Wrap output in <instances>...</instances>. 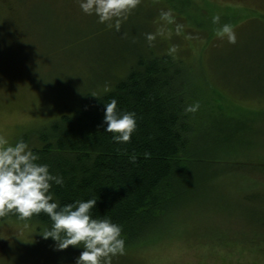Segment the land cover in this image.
Listing matches in <instances>:
<instances>
[{
	"label": "rangeland",
	"instance_id": "374dc122",
	"mask_svg": "<svg viewBox=\"0 0 264 264\" xmlns=\"http://www.w3.org/2000/svg\"><path fill=\"white\" fill-rule=\"evenodd\" d=\"M213 14L220 16L215 25ZM224 22L234 26L236 43L216 35ZM263 30L264 0H137L118 30L82 12L77 0H0V134L15 143L101 93L145 51L152 32L172 55L181 53L207 100L194 128L205 129L196 139L202 149L215 141L202 158L212 176L201 199L163 220L164 232L111 264H264V226L242 216L244 192L264 189V96L245 93L264 85L245 80L243 67L247 52L256 60L263 50ZM237 82L247 89L237 91ZM0 249V264H75L82 250L56 249L34 225L16 220L0 221Z\"/></svg>",
	"mask_w": 264,
	"mask_h": 264
},
{
	"label": "trees",
	"instance_id": "16d2710c",
	"mask_svg": "<svg viewBox=\"0 0 264 264\" xmlns=\"http://www.w3.org/2000/svg\"><path fill=\"white\" fill-rule=\"evenodd\" d=\"M262 33L263 50L256 60L254 53L247 52L243 67L245 80L256 78L250 83L264 85V30ZM154 37L146 41L144 52L134 55L122 77L103 84L101 93L64 108L56 118L21 136L38 155V162L47 163L49 171L63 178V185L53 183V198L59 204L97 198L91 214L108 216L121 225L124 251L164 232L163 220L180 205L201 199L212 176L202 158L211 155L213 147L208 144L215 141H207L202 149L196 139L205 129L194 128L207 100L200 96L181 53L172 55L165 42L158 43ZM253 69L258 70L256 75L250 73ZM237 84V91L247 89ZM254 90L264 96V86L257 84L245 93L254 95ZM112 98L117 108L136 117V127L126 142L114 141L112 133L104 131V103ZM195 101L199 102L197 110L185 111ZM242 199V216L264 226V189H248ZM3 220L28 222L40 232L51 224L42 211L19 218L10 210L0 216Z\"/></svg>",
	"mask_w": 264,
	"mask_h": 264
},
{
	"label": "clouds",
	"instance_id": "9594fccd",
	"mask_svg": "<svg viewBox=\"0 0 264 264\" xmlns=\"http://www.w3.org/2000/svg\"><path fill=\"white\" fill-rule=\"evenodd\" d=\"M77 3L82 12L94 13L98 22H111L118 30L120 17L134 7L137 0H77ZM162 15L168 16V12ZM219 20L218 14L212 15L214 25ZM215 32L228 43L237 41L234 26L229 22L220 24ZM145 35L148 41L153 39L152 33ZM198 106L199 102L195 101L186 105L185 111L194 112ZM103 121L106 122L104 131L111 132L117 142L128 141L136 127L135 114L117 108L115 98L104 103ZM38 161V155L23 139L12 143L0 134V216L14 210L19 218H26L42 211L51 221L41 232L44 238L51 237L56 249L69 245L82 248L75 264H111L113 256L124 252L121 225L108 216L91 214L95 197L59 204L50 189L53 183L63 185V178L49 171L47 163Z\"/></svg>",
	"mask_w": 264,
	"mask_h": 264
},
{
	"label": "flooded vegetation",
	"instance_id": "af4514ba",
	"mask_svg": "<svg viewBox=\"0 0 264 264\" xmlns=\"http://www.w3.org/2000/svg\"><path fill=\"white\" fill-rule=\"evenodd\" d=\"M1 250V249H0Z\"/></svg>",
	"mask_w": 264,
	"mask_h": 264
}]
</instances>
